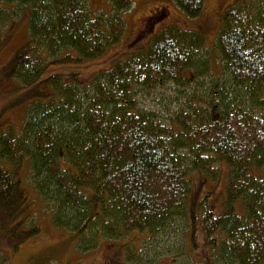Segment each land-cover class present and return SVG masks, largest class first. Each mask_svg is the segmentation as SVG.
<instances>
[{"label":"trees","instance_id":"trees-1","mask_svg":"<svg viewBox=\"0 0 264 264\" xmlns=\"http://www.w3.org/2000/svg\"><path fill=\"white\" fill-rule=\"evenodd\" d=\"M1 1L0 27L17 15L28 22L27 40L3 69L28 89L20 128L0 132V264L8 261L7 244L16 249L40 231L25 164L53 224L73 233L81 251L122 241L125 262L144 264L142 242L175 231L184 215L193 249L203 237L202 261L264 264V0H235L225 9L215 45L227 76L184 92L169 123L139 109L138 92L185 86L192 68L204 75V32L169 25L88 83L77 72L38 82L49 62H81L118 43L134 0H110V12L96 16L88 0ZM172 1L189 17L204 2ZM150 28L146 21L132 45ZM215 162L229 166L225 211L185 212L189 170L213 174ZM137 233L148 237L139 242Z\"/></svg>","mask_w":264,"mask_h":264},{"label":"rangeland","instance_id":"rangeland-1","mask_svg":"<svg viewBox=\"0 0 264 264\" xmlns=\"http://www.w3.org/2000/svg\"><path fill=\"white\" fill-rule=\"evenodd\" d=\"M234 2L235 0H204L199 14L196 17H189L177 8L172 0H134L131 10L125 14L126 30L118 43L107 48L101 55L81 62H49L38 82L54 74L62 75L64 79L69 80L73 73L77 72L78 79L88 83L96 73L110 70L115 61L123 60L136 52L145 46L155 33L169 25L185 30H200L206 35V43L198 53L199 56L203 55L207 58L209 70L202 76L199 73L194 76L196 68L185 71L186 77L193 75L192 80L187 81L185 86L167 83L150 92L144 90L138 92V108L155 112L165 123H169L171 114L186 100L184 92L198 85L207 88L211 81L221 82L219 80L226 78L227 71L222 69V64L219 62L215 40L224 11ZM88 3L95 16L108 14L112 9L110 0H88ZM160 6L162 10L158 15L167 18L158 23H153L151 19L146 20V17ZM14 21L12 25L11 22H7L0 27V132L6 131L11 125L20 128L27 109L26 98L23 96L28 87L19 84L17 80H11L9 76H4L3 71L15 51L28 38L27 20L17 15ZM146 21L151 27L147 35L136 45H132ZM39 85L44 87L43 83ZM195 106L205 109L204 103H197ZM2 166H6V163L0 159V167ZM214 169L213 174L189 170L192 190L185 212L194 208L200 213L206 205H209L216 214L225 211L229 166L225 162H215ZM23 174L26 176L25 185L33 201V212L40 231L16 249H12L11 245L7 244L6 264H113L114 262L129 264L125 262L122 241L102 240L95 249L81 251L77 247L73 233L53 224L52 208L46 206L47 204L33 187L27 164ZM240 205L238 203V207ZM176 223L173 225L175 231L159 234L142 242L144 250L139 253V257L144 264L150 262V264H207L206 261L201 260L202 235H197L199 245L193 249L186 217L183 215ZM136 236L139 242L148 237L147 234L141 233H137ZM146 243L150 245L149 248ZM195 250L198 255L193 253Z\"/></svg>","mask_w":264,"mask_h":264},{"label":"flooded vegetation","instance_id":"flooded-vegetation-1","mask_svg":"<svg viewBox=\"0 0 264 264\" xmlns=\"http://www.w3.org/2000/svg\"><path fill=\"white\" fill-rule=\"evenodd\" d=\"M161 6L160 7H156L155 11L151 12L147 17L146 20H150L154 15H158L161 12ZM113 264H118L117 262H114Z\"/></svg>","mask_w":264,"mask_h":264}]
</instances>
